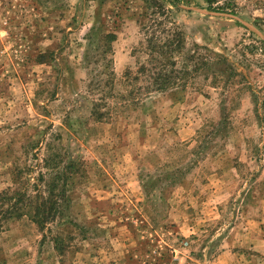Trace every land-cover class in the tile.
Here are the masks:
<instances>
[{
	"label": "rangeland",
	"instance_id": "rangeland-1",
	"mask_svg": "<svg viewBox=\"0 0 264 264\" xmlns=\"http://www.w3.org/2000/svg\"><path fill=\"white\" fill-rule=\"evenodd\" d=\"M0 264H264V0H0Z\"/></svg>",
	"mask_w": 264,
	"mask_h": 264
},
{
	"label": "trees",
	"instance_id": "trees-1",
	"mask_svg": "<svg viewBox=\"0 0 264 264\" xmlns=\"http://www.w3.org/2000/svg\"><path fill=\"white\" fill-rule=\"evenodd\" d=\"M208 2L210 1V0H207ZM168 79L169 78H167V76H165L164 78H162V79H160V81L159 82H155V84L157 85V88H163V86H166L167 84H168ZM43 207H42V205L40 206V207H38L37 209H36V213L34 214V216H33V218H32V220H33V222L35 223V224H37L38 225V227H42V226H44V224L47 222V217H49V216H54V214H55V211L54 210H52V209H46L45 210V212L46 211H50V215L47 213V216H46V218H45V220H42L41 219V216H40V213H42V211H43ZM12 210L13 211H15L16 212V215H18V214H20L21 212H23L24 211V209L23 208H19V209H17V208H12ZM45 221V222H44Z\"/></svg>",
	"mask_w": 264,
	"mask_h": 264
}]
</instances>
